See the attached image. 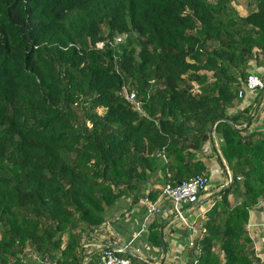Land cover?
Here are the masks:
<instances>
[{
    "label": "trees",
    "instance_id": "1",
    "mask_svg": "<svg viewBox=\"0 0 264 264\" xmlns=\"http://www.w3.org/2000/svg\"><path fill=\"white\" fill-rule=\"evenodd\" d=\"M230 1L0 0V264H83L85 239L153 173L210 178L197 156L216 121L230 184L166 264H264L248 229L264 131L241 129L253 104L229 112L264 66V0L246 15ZM163 224L148 225L160 249Z\"/></svg>",
    "mask_w": 264,
    "mask_h": 264
},
{
    "label": "crops",
    "instance_id": "2",
    "mask_svg": "<svg viewBox=\"0 0 264 264\" xmlns=\"http://www.w3.org/2000/svg\"><path fill=\"white\" fill-rule=\"evenodd\" d=\"M264 71V66H253L251 72L261 73ZM253 104V116L251 118L250 131H264V92L260 89L248 92L241 100L233 103L229 112L242 109ZM215 126L212 125L210 131L212 138L205 142L201 152L197 157H200L208 169L210 170L211 182H215L214 187L208 185L207 193L201 195L198 203L185 207V213L189 210L191 219H195L197 223H204L209 219L208 209L213 204L212 195L216 191H221L222 188L230 184L231 172L226 160H219L221 138L215 132ZM247 127L246 125L244 128ZM164 161L167 157L162 155ZM167 181L164 171H158L151 175L150 180L145 184L143 196L139 201L133 202V196L125 195L118 204L109 212L106 222L97 227L91 235L85 239L82 247L83 264H103V247L106 241H113L123 246H127L132 250L141 248L139 253L140 259L145 264H166L172 262L187 245L192 237L190 229L181 221H177L175 217L173 204L171 200L161 194V188ZM210 182V183H211ZM157 194L155 202L160 211L157 213L160 221L164 224L160 228V236L164 232V238L167 243V252L164 254L162 248L150 241L148 228L144 229L145 217L147 214L148 205L144 201L146 195ZM151 198V197H150ZM198 205V207H196ZM147 225V224H146ZM149 225V224H148ZM248 229L251 237L254 240L255 248L258 255L264 260V200L260 201L255 207L250 210V219ZM161 250V251H160ZM164 259V261H163ZM30 264H53L45 263L39 258L31 259Z\"/></svg>",
    "mask_w": 264,
    "mask_h": 264
},
{
    "label": "built area",
    "instance_id": "3",
    "mask_svg": "<svg viewBox=\"0 0 264 264\" xmlns=\"http://www.w3.org/2000/svg\"><path fill=\"white\" fill-rule=\"evenodd\" d=\"M97 45L98 47H102L103 42H100ZM257 89L264 90V71L261 73H251L248 76L244 88L240 91L239 96L243 98L248 92H252ZM126 96L130 101L134 102L137 108L141 107V102L138 100L135 91L127 92ZM209 183L210 178L204 174H200L190 178L189 180H185L178 185H172L170 182H165L161 188V194L164 197L169 198L173 204L175 217L180 219L192 232L193 235L188 241V245L190 246L193 245L195 237L200 233L201 224L197 223L195 219H191V221H189L187 216H185L184 209L188 205L199 202L202 192L208 188ZM144 201L148 205L144 224V229L146 230L151 216L157 214L160 211V208L151 200L149 196H146ZM133 251L135 254L140 256L139 253L141 252V248L138 247ZM123 253H125L124 248L104 246L103 264H139L134 261L132 257H127L123 255Z\"/></svg>",
    "mask_w": 264,
    "mask_h": 264
},
{
    "label": "rangeland",
    "instance_id": "4",
    "mask_svg": "<svg viewBox=\"0 0 264 264\" xmlns=\"http://www.w3.org/2000/svg\"><path fill=\"white\" fill-rule=\"evenodd\" d=\"M230 5L235 7V9H237V11L241 15L248 14L252 9H254L256 7L255 1H252V0H250V1L249 0H231L230 1ZM214 184H215V182H211L209 187L213 188ZM196 207H198V205ZM189 211H191V210H189ZM189 211L185 213V216H187L188 220L191 221V218H190V215H189ZM154 216L155 215L151 216V218L154 217ZM150 221H151V219L149 220V223H150ZM177 221L181 222L180 219H177ZM172 259H173V256H172Z\"/></svg>",
    "mask_w": 264,
    "mask_h": 264
},
{
    "label": "water",
    "instance_id": "5",
    "mask_svg": "<svg viewBox=\"0 0 264 264\" xmlns=\"http://www.w3.org/2000/svg\"><path fill=\"white\" fill-rule=\"evenodd\" d=\"M226 121L230 122V119H229V118H226ZM251 121H252V120L250 119L249 122L246 124V126H249V125L251 124ZM216 123H217V121L213 124V126H214ZM241 129H244V127L241 128ZM228 185H229V184L225 185V186L222 188V190L225 189ZM222 190H221V191H222ZM163 229H164V227L162 228V232H161L162 250H163L164 254H166V252H167V243H166V240H165V238H164V232H163ZM105 246L116 247V248H124V250H125V252H126L127 254H129V255L132 256V257L137 258L138 260H141L140 257H139L137 254H135L134 251H133L131 248H129V247H127V246H123V245H121V244H119V243H116V242H113V241H106V242H105ZM163 261H164V259H163ZM161 264H162V263H161Z\"/></svg>",
    "mask_w": 264,
    "mask_h": 264
}]
</instances>
